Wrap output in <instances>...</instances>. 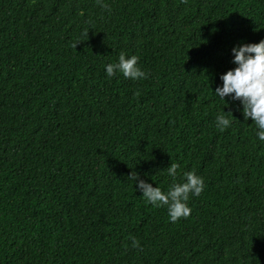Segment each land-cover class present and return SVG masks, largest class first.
<instances>
[{"label": "trees", "instance_id": "trees-1", "mask_svg": "<svg viewBox=\"0 0 264 264\" xmlns=\"http://www.w3.org/2000/svg\"><path fill=\"white\" fill-rule=\"evenodd\" d=\"M105 2L0 0V264H264V141L214 94L264 0ZM121 51L147 79L107 76ZM172 162L205 181L176 223L129 179Z\"/></svg>", "mask_w": 264, "mask_h": 264}, {"label": "clouds", "instance_id": "clouds-1", "mask_svg": "<svg viewBox=\"0 0 264 264\" xmlns=\"http://www.w3.org/2000/svg\"><path fill=\"white\" fill-rule=\"evenodd\" d=\"M187 4L188 0H181ZM96 4L102 11L111 12V6L105 0H96ZM89 30L84 28L81 35L88 39ZM82 42L72 45L74 49ZM234 60L232 63L236 67L220 76L223 87H217L215 95L225 102V97H231L234 101H240L243 106V117L245 121L251 119L257 128L256 136L260 141H264V40L259 43L242 44L232 49ZM140 58L137 55L130 57L121 51L118 62L106 65L108 77H114L121 73L124 78L133 81L147 79L149 74L139 66ZM135 97H140L141 92L135 91ZM226 104V102H225ZM227 105V104H226ZM232 114H225L222 111L216 117V125L220 132H224L234 122ZM180 169L179 163H171L166 170L168 176L173 178V183L167 191L161 187H153L139 179L136 172H132L129 179L139 181L137 188L142 192V198L147 204L156 208H167L170 221L178 222L180 219H188L192 209L189 207V200L192 196H200L204 191L205 181L203 177L193 171L182 173V182H177ZM131 241V247L143 250L140 241L134 237H127ZM127 250L129 245H124Z\"/></svg>", "mask_w": 264, "mask_h": 264}]
</instances>
